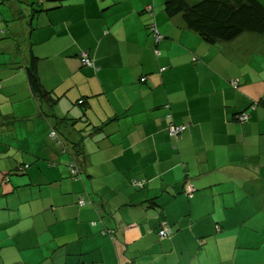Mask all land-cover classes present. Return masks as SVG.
Wrapping results in <instances>:
<instances>
[{
    "label": "crops",
    "instance_id": "0c3cea01",
    "mask_svg": "<svg viewBox=\"0 0 264 264\" xmlns=\"http://www.w3.org/2000/svg\"><path fill=\"white\" fill-rule=\"evenodd\" d=\"M4 1L0 264H264V103L251 107L264 34L206 44L163 0H64L35 15ZM31 52L67 118L60 136L80 144L77 179L27 82ZM166 113L187 124L178 140Z\"/></svg>",
    "mask_w": 264,
    "mask_h": 264
},
{
    "label": "trees",
    "instance_id": "16d2710c",
    "mask_svg": "<svg viewBox=\"0 0 264 264\" xmlns=\"http://www.w3.org/2000/svg\"><path fill=\"white\" fill-rule=\"evenodd\" d=\"M63 1L64 0H40L38 3L36 1L28 4L32 7L30 9L31 14L35 15L42 10L48 11L49 9L56 8L61 5ZM41 3L43 4V8ZM162 5L163 11L167 16L172 17L181 15L186 27L198 34L206 44L229 42L245 32L264 34V5L259 0H198L195 3H189L187 0H163ZM148 28L152 32L150 29L151 27ZM79 58L84 66L93 67L92 60L86 54H81L80 52ZM84 59H87L90 64L84 63ZM37 63L38 57L31 52L28 63L24 65L27 82L32 93L41 104L39 114L47 121L48 119L52 121V124L50 123L51 125L49 126L50 132L48 137L53 143H57L56 145L59 146V150L62 151V153H68L69 150H72V161L68 163V168L72 178L77 179L80 174V166L76 157L81 154L80 144L78 142H72L73 144L69 145L60 136L62 132L60 131L59 125L67 118L58 117L55 114V106L58 97L47 90L42 84L37 73ZM230 86L233 89H237L239 86V78H232L230 80ZM76 103L83 106L84 99L79 98ZM257 103H264V99L261 98L259 101L252 102L251 107H254ZM165 116L168 121L166 126L168 134L175 140L180 139L187 129V124L185 122H174L170 113H166ZM246 118L247 114L243 111L234 114V119L237 121H243ZM171 127L182 128L180 131L171 133L169 130ZM52 165L54 164L52 163ZM130 184L132 187L140 190L144 188L145 180L131 179ZM184 188L188 196L195 190L193 185L189 183H187ZM77 203L79 206L85 205L83 199H79ZM151 203L155 204L153 201H151ZM162 230H165L163 236L160 235V231ZM156 233L159 238H165L172 234V228L165 221H161Z\"/></svg>",
    "mask_w": 264,
    "mask_h": 264
},
{
    "label": "built area",
    "instance_id": "2783aa9c",
    "mask_svg": "<svg viewBox=\"0 0 264 264\" xmlns=\"http://www.w3.org/2000/svg\"><path fill=\"white\" fill-rule=\"evenodd\" d=\"M151 7L150 6H148V9H150ZM152 31H155L154 33L156 34V39H160V34L157 32V30H155L154 29V26L152 25L151 26V28H150ZM84 63H86V64H90L89 63V61L87 60V59H84ZM182 128V127H181ZM181 128L180 127H176V128H170L169 130H170V132L171 133H175V132H177V131H180L181 130ZM189 189V188H188ZM165 234V230H162V231H160V235H164Z\"/></svg>",
    "mask_w": 264,
    "mask_h": 264
},
{
    "label": "rangeland",
    "instance_id": "374dc122",
    "mask_svg": "<svg viewBox=\"0 0 264 264\" xmlns=\"http://www.w3.org/2000/svg\"><path fill=\"white\" fill-rule=\"evenodd\" d=\"M18 0H6V1H4L5 3L7 2L8 3V5H10V6H12V5H14L16 2H17ZM38 2V0H27V2L28 3H31V2ZM40 1V0H39ZM20 3L22 4V5H20L21 7H27V8H32L28 3H25L24 2V0H20ZM35 6H36V4H35ZM18 15V14H17ZM16 15V16H17ZM17 54V53H16ZM18 55V54H17Z\"/></svg>",
    "mask_w": 264,
    "mask_h": 264
},
{
    "label": "bare ground",
    "instance_id": "6f19581e",
    "mask_svg": "<svg viewBox=\"0 0 264 264\" xmlns=\"http://www.w3.org/2000/svg\"><path fill=\"white\" fill-rule=\"evenodd\" d=\"M155 34V33H154ZM155 36H156V34H155Z\"/></svg>",
    "mask_w": 264,
    "mask_h": 264
}]
</instances>
